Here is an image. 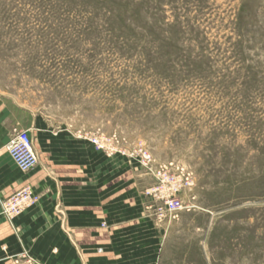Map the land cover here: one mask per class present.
Masks as SVG:
<instances>
[{"label":"rangeland","instance_id":"374dc122","mask_svg":"<svg viewBox=\"0 0 264 264\" xmlns=\"http://www.w3.org/2000/svg\"><path fill=\"white\" fill-rule=\"evenodd\" d=\"M0 96L132 159L146 188L180 170L175 216L147 209L154 264H264V0H0Z\"/></svg>","mask_w":264,"mask_h":264},{"label":"crops","instance_id":"0c3cea01","mask_svg":"<svg viewBox=\"0 0 264 264\" xmlns=\"http://www.w3.org/2000/svg\"><path fill=\"white\" fill-rule=\"evenodd\" d=\"M37 125L30 111L0 96V197L24 182L40 196L11 222L0 216V264H12L7 256L22 248L37 264H154L160 231L141 195L152 178L127 156L102 159L88 141ZM19 127L38 157L28 172L4 150Z\"/></svg>","mask_w":264,"mask_h":264},{"label":"built area","instance_id":"2783aa9c","mask_svg":"<svg viewBox=\"0 0 264 264\" xmlns=\"http://www.w3.org/2000/svg\"><path fill=\"white\" fill-rule=\"evenodd\" d=\"M88 141L94 147L103 146L94 136L88 138ZM6 150L20 171L30 170L37 162L32 140L26 130L16 131L7 141ZM150 172L155 178V183L144 190V196L150 198L155 205H148L147 208H153L156 219H161L165 214L175 216L180 208V190L190 183L188 180L180 182V170L177 167L159 166L150 169ZM35 203L36 196L32 191L28 187L20 188L7 198L0 199V215L10 218Z\"/></svg>","mask_w":264,"mask_h":264}]
</instances>
